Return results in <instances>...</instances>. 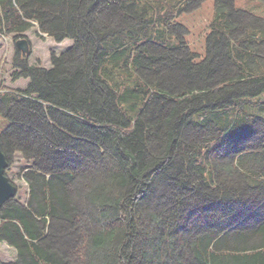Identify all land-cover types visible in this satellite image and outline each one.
Returning <instances> with one entry per match:
<instances>
[{
  "label": "trees",
  "instance_id": "obj_1",
  "mask_svg": "<svg viewBox=\"0 0 264 264\" xmlns=\"http://www.w3.org/2000/svg\"><path fill=\"white\" fill-rule=\"evenodd\" d=\"M203 1L0 0L5 34L73 41L50 68L16 46L0 92L28 185L0 264H264V16L216 0L199 60L177 18Z\"/></svg>",
  "mask_w": 264,
  "mask_h": 264
},
{
  "label": "rangeland",
  "instance_id": "obj_2",
  "mask_svg": "<svg viewBox=\"0 0 264 264\" xmlns=\"http://www.w3.org/2000/svg\"><path fill=\"white\" fill-rule=\"evenodd\" d=\"M216 0H204L201 5L189 12H184L178 16V22L183 26L180 33L184 34V38L190 44L194 51L201 54L198 59L201 60L206 54L207 33L209 31V22L215 16ZM235 5L238 8H243L252 13L264 16V0H235ZM18 34H5L0 29V92L8 88H25L29 81L28 78H15L13 72L15 66L13 64L16 54V42L19 38H26L30 45V53L27 54L30 64L40 65L46 68L52 66V53L61 54L67 50L72 44L71 39L56 41L53 37L45 33H41L38 26L32 27L24 32V36ZM264 95L260 96L263 98ZM9 124V120L2 117L0 114V131ZM15 162L8 167V176L18 187L17 195H20L22 200L28 196V185L24 178L20 176L21 170L25 167V160L21 153L15 154ZM16 250L9 246L6 242H0V257L5 260L15 259Z\"/></svg>",
  "mask_w": 264,
  "mask_h": 264
},
{
  "label": "water",
  "instance_id": "obj_3",
  "mask_svg": "<svg viewBox=\"0 0 264 264\" xmlns=\"http://www.w3.org/2000/svg\"><path fill=\"white\" fill-rule=\"evenodd\" d=\"M17 47L25 52L30 53V45L26 38H19L16 42ZM9 161L0 145V208H2L10 199L18 193V187L7 175Z\"/></svg>",
  "mask_w": 264,
  "mask_h": 264
}]
</instances>
